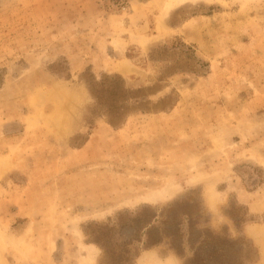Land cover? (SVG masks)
<instances>
[{"label":"rangeland","instance_id":"374dc122","mask_svg":"<svg viewBox=\"0 0 264 264\" xmlns=\"http://www.w3.org/2000/svg\"><path fill=\"white\" fill-rule=\"evenodd\" d=\"M171 260L264 264V0H0V264Z\"/></svg>","mask_w":264,"mask_h":264},{"label":"built area","instance_id":"2783aa9c","mask_svg":"<svg viewBox=\"0 0 264 264\" xmlns=\"http://www.w3.org/2000/svg\"><path fill=\"white\" fill-rule=\"evenodd\" d=\"M109 2H112L114 4H117L118 6H125L126 4H128L131 0H107Z\"/></svg>","mask_w":264,"mask_h":264},{"label":"bare ground","instance_id":"6f19581e","mask_svg":"<svg viewBox=\"0 0 264 264\" xmlns=\"http://www.w3.org/2000/svg\"><path fill=\"white\" fill-rule=\"evenodd\" d=\"M179 4V3H178ZM168 192V191H167ZM167 194V193H166ZM168 195V194H167ZM166 196V195H165ZM173 199V198H172ZM166 200V199H165ZM212 208V207H211ZM216 209V208H215ZM214 212V211H213ZM258 232V231H257ZM249 233V232H248ZM171 262H174V260H171ZM93 263V262H92ZM170 264H176V261L174 263H170Z\"/></svg>","mask_w":264,"mask_h":264},{"label":"flooded vegetation","instance_id":"af4514ba","mask_svg":"<svg viewBox=\"0 0 264 264\" xmlns=\"http://www.w3.org/2000/svg\"><path fill=\"white\" fill-rule=\"evenodd\" d=\"M220 252H221V251L218 250V251H217V254L220 253ZM222 252H224V251H222Z\"/></svg>","mask_w":264,"mask_h":264}]
</instances>
